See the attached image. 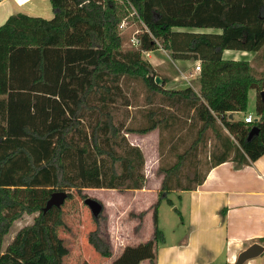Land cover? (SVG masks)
Listing matches in <instances>:
<instances>
[{
    "label": "trees",
    "instance_id": "trees-1",
    "mask_svg": "<svg viewBox=\"0 0 264 264\" xmlns=\"http://www.w3.org/2000/svg\"><path fill=\"white\" fill-rule=\"evenodd\" d=\"M49 3V19L17 13L0 26V264H58L52 239L60 218L50 229L43 207L12 197L18 190L143 189L142 152L121 135L124 125L114 122L113 107L130 106L123 93L131 82L142 85L148 105L159 99L164 109H148V125L124 133L158 129L173 133L172 142L179 133L169 151L181 152H175L172 164L158 166L162 180L150 207L152 238L126 246L112 264H157V248L164 243L158 227L162 199L196 189L209 170L223 163L244 166L264 155V71L257 73L246 60L223 58L226 50L257 54L264 49V0ZM130 14L140 24L139 45L124 50L120 26ZM159 48L172 61H199L197 92L165 89L170 80L142 59V52ZM251 90L257 120L245 123ZM231 114L242 116L236 120ZM253 128L257 134L248 140ZM210 141L213 151L202 172L193 157ZM159 156L163 162L162 150ZM146 213L130 215L139 221L135 230ZM33 214V223L3 248L14 222ZM98 233L97 228L90 232L88 243L109 259L111 247Z\"/></svg>",
    "mask_w": 264,
    "mask_h": 264
},
{
    "label": "rangeland",
    "instance_id": "rangeland-1",
    "mask_svg": "<svg viewBox=\"0 0 264 264\" xmlns=\"http://www.w3.org/2000/svg\"><path fill=\"white\" fill-rule=\"evenodd\" d=\"M24 0H5L3 5L0 6V26H2L7 18L10 16L9 12L13 9L15 12L23 13L30 16H36L44 19H49L52 15L51 5L49 0H30L29 3L21 7H17V3H21ZM11 10V11H10ZM13 13H11L12 15ZM140 32V24L135 21L131 14L127 16V21L124 22L123 27L120 29V35L123 41V49H133L134 46L132 40L135 39ZM264 50V49H263ZM250 56V65L254 68L257 73L264 71V51ZM156 51V52H155ZM152 52H147L142 54V59L147 61L152 65V61L155 60L156 56L159 61H164L161 64V68L157 69V74L160 77H166L170 81L165 85V89H183L186 87H192L195 91H198V80H193L192 78L197 77L187 76L181 77V73L188 74L194 68L196 71V64L194 67L181 66V64H172L169 61V56H167L160 48ZM249 59V58H248ZM199 73V71H197ZM195 74V73H194ZM199 75V74H198ZM189 79H192L191 82ZM189 80V81H188ZM190 82V84H189ZM128 86V87H127ZM124 96L127 98L130 106L125 107L124 105H117L113 107L115 124L121 123L125 128L140 129L148 125L144 113L148 109L155 110L157 107L159 109H164V107L159 104L160 100L155 99L153 103H146V95L144 88L139 82L126 83L124 87ZM253 95L249 97V104L253 102ZM248 104V105H249ZM248 107V106H247ZM187 124H189L187 122ZM122 133L123 137L126 139L129 145L137 146L142 152L144 158V169L143 174L145 176V186L149 192H155L157 184L159 181L161 183L162 176L157 174V169L159 164L162 166L166 165L168 162L172 164L175 160V152L180 153L181 149L175 151H169L170 143L174 144L175 147L178 144L177 136L172 138L173 133L165 132L160 133L159 130H154L146 135H138L135 133ZM194 133V132H192ZM189 135L188 141L193 138V134ZM195 134V133H194ZM187 141V142H188ZM161 142V143H160ZM185 145V144H184ZM213 141L207 144V147L202 150H198L195 160L201 163V171H205L206 162L210 153L213 151ZM160 150L163 151L162 161H159ZM57 191H64L67 193V198L64 204L56 209L52 208L45 214V225L50 229L54 226V222L59 217L61 220V226L56 227L57 237L53 238V245L56 251V256L58 264H102L103 258L95 252V250L88 243V235L90 232L98 229L99 237L109 243L112 254L116 252V247L122 246L124 243H129V237L131 236V230L129 228L128 220H132L134 217V208H130L131 204H127L130 199L132 202V195L127 193L126 190H106V189H83L81 194L77 193L74 189H63L57 190L52 188H38L33 190L20 189L13 198L20 200L22 203L28 205H38L44 207L50 195ZM11 193V192H10ZM84 196V199H82ZM149 196V193L147 194ZM86 198H93L98 200L104 207L103 213L100 215L99 219L94 220L89 209L84 205V200ZM144 200V197H142ZM167 200L172 202V206L167 203ZM149 202L143 201L141 208L151 207L148 205ZM133 205V204H132ZM150 211V210H149ZM178 211H181V203L178 201L176 194L170 193L166 198L162 199L158 208V227L162 230L164 237H168L169 234L174 230L176 221H179ZM37 214L24 215L20 220L14 222L10 229L9 234L4 238L3 248H5L14 238L15 234L23 227L31 225L33 219ZM128 215V217H127ZM97 223V224H96ZM149 227L147 226L144 232L145 238H147ZM129 235V236H128ZM222 259V258H221ZM261 262L264 264V255L261 256ZM40 264H44L42 261Z\"/></svg>",
    "mask_w": 264,
    "mask_h": 264
},
{
    "label": "crops",
    "instance_id": "crops-1",
    "mask_svg": "<svg viewBox=\"0 0 264 264\" xmlns=\"http://www.w3.org/2000/svg\"><path fill=\"white\" fill-rule=\"evenodd\" d=\"M4 2L5 0L0 1V6ZM29 2L30 0H24L16 6L21 7ZM11 13L15 15L19 12L13 9L9 12L10 15ZM207 31L211 32V30ZM163 52L167 55L165 51ZM251 55L253 53L226 50L223 58L250 62ZM169 61L185 67L200 64L196 60L172 61L169 58ZM163 62L156 56L151 63L154 68L160 69ZM196 74L197 77L192 78L195 81L198 80L199 73L194 71V68L188 74L182 72L181 77L196 76ZM192 79H189L190 82ZM251 92L254 94V100L249 104ZM255 103L256 92L251 90L248 94L249 105L245 115H254ZM231 115L236 120L242 116V114ZM159 187L160 181L155 192L146 189L126 190L127 193L132 194L129 195L132 197V202L129 199L127 204H133L130 208H134V215L142 211L147 213L138 230L135 228L139 221L136 218L127 219L131 230L129 243L116 247L117 251L113 252L111 258L103 259L102 264H112L126 246H135L152 238V212L150 208H141L139 205H142L143 201H148L147 206H152L157 200ZM173 194H176L181 203V211H178L179 221H176L172 233L164 237V243L158 246L157 264H235L238 255L254 243L261 245L263 252L244 264H262L260 258L264 255V241L260 242V239L264 238V155L244 166H238L233 162L223 163L209 170L203 183L196 189ZM147 226L149 230L145 238L144 232ZM140 264H149V261L143 260Z\"/></svg>",
    "mask_w": 264,
    "mask_h": 264
},
{
    "label": "water",
    "instance_id": "water-1",
    "mask_svg": "<svg viewBox=\"0 0 264 264\" xmlns=\"http://www.w3.org/2000/svg\"><path fill=\"white\" fill-rule=\"evenodd\" d=\"M156 83H160L161 79L157 77L155 79ZM261 95H264V92L261 93ZM229 118H232V115H229ZM257 134V129L253 128L248 134V140H250L254 135ZM67 198V193L64 191H57L50 195V198L47 200L46 205L42 208V213L46 214L49 210L52 208H60L64 201ZM84 205L89 209L92 217L97 218L99 215H101L104 211L103 205L96 199L93 198H86L84 200ZM263 252V247L259 245L258 243H254L247 247L244 251H242L235 262V264H244L248 260H251L253 258H256Z\"/></svg>",
    "mask_w": 264,
    "mask_h": 264
},
{
    "label": "built area",
    "instance_id": "built-area-1",
    "mask_svg": "<svg viewBox=\"0 0 264 264\" xmlns=\"http://www.w3.org/2000/svg\"><path fill=\"white\" fill-rule=\"evenodd\" d=\"M84 3H89V0H84ZM123 25H124V22L121 24V28L123 27ZM132 43H133V45L134 46H138L139 44V42H138V40L135 38V39H133L132 40ZM147 52L148 51H144L143 53H146L147 54ZM196 71H200V65H197L196 66ZM257 119L254 117V116H252V115H246L245 117H244V121H245V123H252V122H254V121H256Z\"/></svg>",
    "mask_w": 264,
    "mask_h": 264
}]
</instances>
